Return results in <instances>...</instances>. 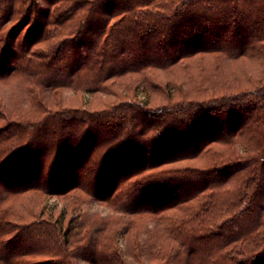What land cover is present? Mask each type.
Listing matches in <instances>:
<instances>
[{"label":"trees","instance_id":"trees-1","mask_svg":"<svg viewBox=\"0 0 264 264\" xmlns=\"http://www.w3.org/2000/svg\"><path fill=\"white\" fill-rule=\"evenodd\" d=\"M45 2L48 8L40 13L37 0H0V58L14 64L6 67V59L0 60L1 80L18 74L36 77L41 88L62 86L59 56L95 24L69 73V83L85 92L146 69L186 67L210 54L229 60L253 57L260 67L252 74L244 70L250 88L232 86L231 91L226 85V94L218 97L210 84H200L198 94L194 89L190 96L156 107H148L146 99L120 100L96 110L56 109L25 122L8 120L0 126V202L31 190L63 196L78 189L131 214L153 216L152 243L140 252L149 264H171L180 248L194 254L202 244L209 256L190 264H264V0ZM32 15L42 21L27 44L22 40L11 51V34L29 27ZM152 84L142 75L135 88ZM50 155L55 161L46 168L44 157ZM219 194L226 202L207 222L205 214ZM172 210L188 213L173 214L179 218L174 221L172 214L165 215ZM4 216L0 233L10 225ZM110 220H101L92 249L86 245L92 250L90 263L138 259L135 245L123 252L109 242L115 236ZM50 222L24 226L42 228L43 223L42 250L30 245L17 249L10 239L0 245L4 264H74L68 258L77 253L61 242ZM89 228L87 240L94 238ZM130 228L116 229L124 237ZM35 249L52 257L22 259Z\"/></svg>","mask_w":264,"mask_h":264},{"label":"rangeland","instance_id":"rangeland-1","mask_svg":"<svg viewBox=\"0 0 264 264\" xmlns=\"http://www.w3.org/2000/svg\"><path fill=\"white\" fill-rule=\"evenodd\" d=\"M47 8L48 5L45 0H37V9L40 13L45 12ZM103 11H99L100 16H102ZM37 21H42L41 16L32 15L28 22L29 27L27 25L21 26L11 34V51H17V44L22 40L27 44L31 30L35 28V25L38 23ZM95 28L96 24L88 27L85 34H83L84 36L82 35L83 37L79 41L68 45L59 56L56 63L59 67L57 80L62 83V86L57 88H41L39 86L41 83L39 80L37 81L36 77H32L29 80L30 76H27V79L18 74L15 76H6L2 80L0 79V126L8 120L29 121L56 109H101L105 105L120 100L143 101L146 99L148 107H156V105L172 102L178 99L179 96H184L185 94L190 96L194 89H196L198 94L200 84H210L214 90L213 96L218 97L226 94L225 89L229 85V90L231 91L233 87H241V90L242 88H250V86L245 87L248 82L246 78L244 79V70L247 68V70H250V74H252L255 68L260 67L258 66L260 61L257 63L258 61L253 57L229 60L224 59V57H220L221 59L215 58L213 54H210L201 56L195 61L193 60L186 67L177 66L164 69H146L144 73L127 74L121 79L107 81L104 83L105 87L100 91L85 92L82 91L84 87H80V85L74 87V84L69 83V73L74 68L75 62L78 61V54L81 47L86 44V41ZM5 57L0 58L1 62L6 59L5 66L14 67V64H9L8 58ZM142 75H147L150 82L153 83L152 86L149 85L148 89L145 90H142L141 87L135 88L136 81ZM234 76L236 77L235 82L233 80L231 81V77ZM230 83H233V85ZM168 84L169 86H167ZM226 85L228 86L225 87ZM178 86L180 87L178 88ZM251 87H254V85ZM201 94L204 95L203 93ZM41 103L43 108L40 107ZM35 149L38 150L39 147ZM53 161H55V157L52 155L44 157V163H47L46 168L52 165ZM2 190L0 188V194H3L4 190ZM149 190L154 192L156 189ZM212 202L211 208L205 214L207 222H209L207 218L213 217L218 213L219 207L226 202V197L224 194H219L216 200L213 198ZM122 209L120 206L114 207L104 200L88 196L85 192L78 189L72 190L63 196L47 195L38 190L9 194L0 202V215L2 216L4 213L5 221H8L10 224L3 227L0 233V245H3L6 240L10 239V243L15 248L17 247V249H23L28 245L40 250L44 249L43 244L46 240L47 231L44 230L46 228L43 223L42 228L44 229L37 228V225H34L24 230V226L27 224H36L38 221L44 222V220L48 219L51 221L52 227L56 228L55 232L56 230L59 231L58 237L61 242L64 243L66 241V246L71 251L73 250L77 253L76 257H69L68 259L74 264H91L89 258L92 256L91 249L96 242L95 237L99 233V225L101 224V220L107 217L112 219L110 221L113 222L109 226V229L115 231L114 239H110L109 242H113L123 252L127 250L128 246L135 245L137 248L135 253L139 255L142 249H145L143 247L144 245L150 242L152 243V239L150 240L149 238L152 235L156 223L150 214H131L129 211L126 212ZM175 213L182 216L181 214H187L188 211L178 212L177 210H172L165 215L172 214L169 216L170 220L175 221L177 219L176 221H178L179 218L173 215ZM170 220H167L166 223ZM122 225L131 226L130 232L125 233L124 237L121 234L122 232H118V229ZM89 227L93 231L92 235H94V238L87 240L86 230ZM63 234H66L65 238ZM158 237H161L159 240L163 243V248H167L165 246V244L167 245V241L164 237L157 235L156 240ZM86 245L91 249L86 250ZM186 250L180 248L177 256L171 259L173 260L171 264H190L193 258L204 262L206 256H209L207 253L209 248L205 244L195 246L194 254L186 252ZM50 257L52 256L48 252L40 253L39 250L35 249V251L33 250L27 254L24 253L22 259L38 261L47 260ZM137 258L134 259L125 256V260L129 261V264L150 263V260L142 254ZM133 260H140V262ZM0 264H4L2 258H0Z\"/></svg>","mask_w":264,"mask_h":264}]
</instances>
